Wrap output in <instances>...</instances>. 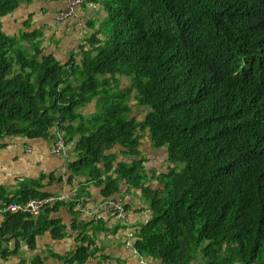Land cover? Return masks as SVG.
I'll list each match as a JSON object with an SVG mask.
<instances>
[{
	"label": "trees",
	"instance_id": "obj_1",
	"mask_svg": "<svg viewBox=\"0 0 264 264\" xmlns=\"http://www.w3.org/2000/svg\"><path fill=\"white\" fill-rule=\"evenodd\" d=\"M22 2L0 0V140L55 131V141L62 136L69 149L80 136L70 181L106 185L108 200L116 199L122 180L143 190L153 215L137 233L141 257L264 264V0H85L78 10L96 9L101 26L90 22L95 32L81 46L82 60L67 64L48 53L44 30L31 32V22L20 35L4 31L2 18ZM67 7L58 22L78 13L59 20ZM132 95L146 110L143 119L131 116ZM95 99L97 111L87 116L82 108ZM145 130L154 148L169 151L160 191L145 186L142 160L114 172L117 157L107 154L120 145L137 156V133ZM47 177L25 180L15 192L0 187V210L51 196ZM87 191L81 186L75 201ZM59 205L37 219L0 212L6 218L0 264L19 257L24 244L34 251L48 231L65 237V227L50 219ZM69 205L80 246L61 261L86 264L99 253L95 236L109 228L105 220L79 222Z\"/></svg>",
	"mask_w": 264,
	"mask_h": 264
},
{
	"label": "crops",
	"instance_id": "obj_2",
	"mask_svg": "<svg viewBox=\"0 0 264 264\" xmlns=\"http://www.w3.org/2000/svg\"><path fill=\"white\" fill-rule=\"evenodd\" d=\"M68 2L69 0H23L14 13L2 18L3 29L8 35L16 36L28 31L26 26L31 22L33 24L31 32L45 29L47 37L45 46L48 53L53 54L60 63L67 64L74 56L78 57L80 62L81 46H85L88 37L95 32L94 27L89 25L90 22L99 28L102 20L99 19L96 9L82 7L69 20L58 22L57 14L68 6ZM53 39H57L58 43L53 44ZM97 107L98 101L95 99L87 103L82 111L91 116L97 111ZM138 110L139 107H134L131 116L138 117ZM143 118L144 116L138 117L139 120ZM57 134L54 131L52 136L47 138L7 136L0 140V187L15 192L20 188L21 182L28 179L39 180L42 176L48 175L43 182L44 191L53 196L66 197L67 203L51 210L50 215L52 221H58L65 227V237L54 238L52 232L48 231L38 237L34 251L24 244L19 257L2 264H20L25 261L31 264L37 258H41L43 264H66L61 260L73 254L80 246V234L72 229L76 217L71 213L69 205L71 203L75 204L79 222L105 220L109 228V231L100 232L95 236L94 249L99 253L86 264H163L161 260L141 257L134 248L139 229L147 224L153 215L144 198L143 190L133 187L126 180L121 181L115 199L124 206L123 217L119 218L104 195L106 185H100L91 179L89 182V178L86 177L70 181L69 163L79 159L81 152L76 151L75 145L80 136H76L68 143L69 156L66 157L51 152ZM137 134L141 135L137 156H128L127 149L120 145L108 150L109 156L117 157L113 171L116 172L120 163L131 164L136 159L142 160L144 175L148 177L145 186L160 191L164 188L158 177L166 174L171 166L168 160L169 151L167 148H154L148 130L139 131ZM107 177L108 175H105L104 180ZM81 186L88 187V195L76 202L75 198ZM5 220L4 215L0 213V226ZM15 244L14 240L11 244L12 249L15 248ZM190 264L203 262L199 258Z\"/></svg>",
	"mask_w": 264,
	"mask_h": 264
},
{
	"label": "built area",
	"instance_id": "obj_3",
	"mask_svg": "<svg viewBox=\"0 0 264 264\" xmlns=\"http://www.w3.org/2000/svg\"><path fill=\"white\" fill-rule=\"evenodd\" d=\"M85 3V0H69L68 7L65 11L61 12L58 16V19L63 21L74 15L75 11ZM67 147L65 143V139L60 136L54 143L52 148V152L54 154H67ZM66 203V197L64 196H48L45 198H33L29 201L22 203H8L3 208H1L0 212L8 213V214H24L29 215L33 218H39L46 211L55 207L57 204ZM119 218L123 217L124 214V206L115 200H110L108 203Z\"/></svg>",
	"mask_w": 264,
	"mask_h": 264
},
{
	"label": "rangeland",
	"instance_id": "obj_4",
	"mask_svg": "<svg viewBox=\"0 0 264 264\" xmlns=\"http://www.w3.org/2000/svg\"><path fill=\"white\" fill-rule=\"evenodd\" d=\"M44 31H45V29H44ZM46 32V31H45ZM44 32V33H45ZM47 40V39H46ZM52 43L53 44H57L58 43V40L57 39H53L52 40ZM126 82L129 84L130 83V80L129 79H126V80H124L123 82H122V85H126ZM134 103L133 105H131L132 106V109L134 108V107H139V113L137 114L138 115V117L139 118H142L143 116H144V114L146 113V110L144 109V107H142V106H139V105H137L136 103H137V100H136V96L135 95H132V98H131V100L129 101V103ZM134 111H136V110H134ZM158 179H159V177H158ZM112 200H115V199H112ZM116 201V200H115ZM109 202H110V200H109Z\"/></svg>",
	"mask_w": 264,
	"mask_h": 264
}]
</instances>
